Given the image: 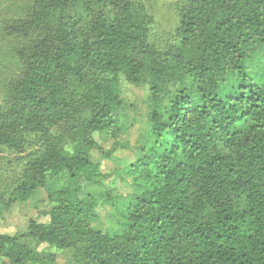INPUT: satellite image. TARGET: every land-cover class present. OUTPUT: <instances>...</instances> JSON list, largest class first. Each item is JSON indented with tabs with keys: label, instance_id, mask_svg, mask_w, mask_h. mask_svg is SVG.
Here are the masks:
<instances>
[{
	"label": "trees",
	"instance_id": "16d2710c",
	"mask_svg": "<svg viewBox=\"0 0 264 264\" xmlns=\"http://www.w3.org/2000/svg\"><path fill=\"white\" fill-rule=\"evenodd\" d=\"M30 1L7 25L29 44L0 104V149L20 155L0 217L42 190L53 206L0 235V264H59L39 244L70 264H264V0H188L164 54L131 0ZM125 84L149 90V136L118 196L92 155L122 129Z\"/></svg>",
	"mask_w": 264,
	"mask_h": 264
},
{
	"label": "rangeland",
	"instance_id": "374dc122",
	"mask_svg": "<svg viewBox=\"0 0 264 264\" xmlns=\"http://www.w3.org/2000/svg\"><path fill=\"white\" fill-rule=\"evenodd\" d=\"M143 6L151 16L149 42L157 54L172 50L177 39L180 22V10L188 0H131ZM30 0H0V104L6 105L12 82L22 72V61L19 52L29 44L28 39L11 33L8 24L27 18L31 11ZM149 90L146 86L124 85L121 98L125 108L122 118V129L117 136L95 134L94 139L100 149L93 152L92 158L100 163L102 182L114 189L118 196H128L133 187L130 179L124 178L123 169L139 154L148 139ZM38 142V140H37ZM108 154L110 157H108ZM20 155L0 149V195L10 194V186L15 185L18 167L7 162ZM17 174V175H16ZM53 204L47 193L42 190L25 203H15L0 217V235L24 234L31 221L48 223L49 211ZM111 208L98 209L101 215L99 225L110 228L115 225ZM38 253L49 251L56 254L59 264L73 263L71 252H58L48 244H39ZM1 264L10 262L1 258Z\"/></svg>",
	"mask_w": 264,
	"mask_h": 264
}]
</instances>
